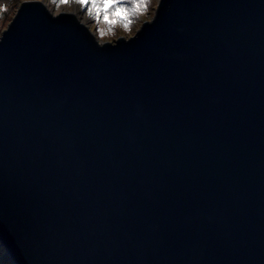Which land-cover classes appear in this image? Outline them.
<instances>
[{
  "label": "water",
  "instance_id": "obj_1",
  "mask_svg": "<svg viewBox=\"0 0 264 264\" xmlns=\"http://www.w3.org/2000/svg\"><path fill=\"white\" fill-rule=\"evenodd\" d=\"M0 243L13 264H264V0H160L114 43L24 2L0 31Z\"/></svg>",
  "mask_w": 264,
  "mask_h": 264
},
{
  "label": "rangeland",
  "instance_id": "obj_2",
  "mask_svg": "<svg viewBox=\"0 0 264 264\" xmlns=\"http://www.w3.org/2000/svg\"><path fill=\"white\" fill-rule=\"evenodd\" d=\"M24 2H40V3L51 4L54 13H68V14L73 13L72 5L62 6L59 8V11H57V5L53 4L51 0H0L1 35L8 29L11 22L14 20L15 16L17 15L21 5ZM159 3H160V0H152L147 14L138 15L136 17H133L130 31L125 29L122 25L118 24L114 26L112 32H108L106 26L97 25L96 22L92 20L91 18L88 21V24H94L98 35H99L98 29L100 27H105L106 35L103 38H101L99 35V38L102 43H107V42L114 43L119 38L135 37L136 33L140 30L141 26L145 22H149L153 20ZM124 4L125 6L129 8L133 6L131 3V0H124ZM0 264H13L10 256L6 252L5 248L1 245V243H0Z\"/></svg>",
  "mask_w": 264,
  "mask_h": 264
},
{
  "label": "snow or ice",
  "instance_id": "obj_3",
  "mask_svg": "<svg viewBox=\"0 0 264 264\" xmlns=\"http://www.w3.org/2000/svg\"><path fill=\"white\" fill-rule=\"evenodd\" d=\"M57 5V11L62 6L77 5L81 10H86L89 18L97 25L107 27L108 32H112L115 25H122L125 29L131 30L133 17L147 14L152 0H131L132 7L125 6L124 0H51ZM99 35L103 38L106 35L105 27L98 29ZM89 255L96 256V250H92Z\"/></svg>",
  "mask_w": 264,
  "mask_h": 264
},
{
  "label": "bare ground",
  "instance_id": "obj_4",
  "mask_svg": "<svg viewBox=\"0 0 264 264\" xmlns=\"http://www.w3.org/2000/svg\"><path fill=\"white\" fill-rule=\"evenodd\" d=\"M73 7V13L72 14H80L86 18H88V21L90 20V18L87 16L86 14V10H81L77 5L72 4Z\"/></svg>",
  "mask_w": 264,
  "mask_h": 264
}]
</instances>
